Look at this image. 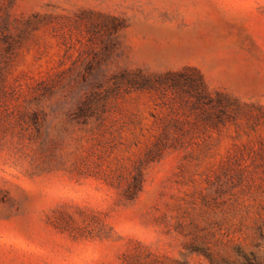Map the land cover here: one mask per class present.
I'll return each mask as SVG.
<instances>
[{"label":"rangeland","instance_id":"rangeland-1","mask_svg":"<svg viewBox=\"0 0 264 264\" xmlns=\"http://www.w3.org/2000/svg\"><path fill=\"white\" fill-rule=\"evenodd\" d=\"M238 247L264 254V0H0V264Z\"/></svg>","mask_w":264,"mask_h":264},{"label":"trees","instance_id":"trees-1","mask_svg":"<svg viewBox=\"0 0 264 264\" xmlns=\"http://www.w3.org/2000/svg\"><path fill=\"white\" fill-rule=\"evenodd\" d=\"M261 242L256 243V246L259 247ZM238 253L241 256V259L238 261H233L231 259H223L221 261L214 260L212 257L213 264H264V254L260 252L259 249H253L251 251H245L241 247H238ZM211 256V255H210Z\"/></svg>","mask_w":264,"mask_h":264}]
</instances>
